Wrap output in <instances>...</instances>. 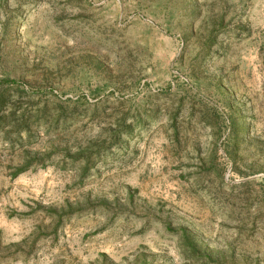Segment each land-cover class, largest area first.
<instances>
[{
    "label": "rangeland",
    "instance_id": "1",
    "mask_svg": "<svg viewBox=\"0 0 264 264\" xmlns=\"http://www.w3.org/2000/svg\"><path fill=\"white\" fill-rule=\"evenodd\" d=\"M0 80V264H264V0H0Z\"/></svg>",
    "mask_w": 264,
    "mask_h": 264
},
{
    "label": "trees",
    "instance_id": "2",
    "mask_svg": "<svg viewBox=\"0 0 264 264\" xmlns=\"http://www.w3.org/2000/svg\"><path fill=\"white\" fill-rule=\"evenodd\" d=\"M15 82H13V81H11V80H0V85H12V84H14ZM59 105V107H61V104H58ZM5 120H6V118L5 117H0V128H3L4 127V125H3V123L5 122ZM29 126L28 125H23V129H25V130H28L29 128H28ZM130 129V128H129ZM127 133H130V132H127ZM108 139H109V141L111 140V139H113L112 141L113 142H110L109 143V146H107V148L106 149H108L110 146H112V145H115L116 143H114V141H115V139L117 140L118 139V137H117V135H116V133L115 132H110V134L108 135ZM85 151L86 150H84V149H78L77 150V152L75 153V155L79 158V157H82L83 155H84V153H85ZM83 160H84V164L86 165L88 162H90L89 160L91 159L90 157H86V158H82Z\"/></svg>",
    "mask_w": 264,
    "mask_h": 264
}]
</instances>
